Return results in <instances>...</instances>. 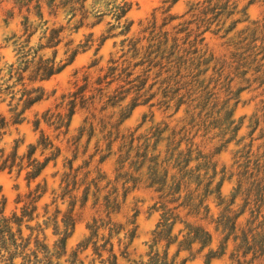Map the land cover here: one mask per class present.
Instances as JSON below:
<instances>
[{
    "label": "trees",
    "instance_id": "16d2710c",
    "mask_svg": "<svg viewBox=\"0 0 264 264\" xmlns=\"http://www.w3.org/2000/svg\"><path fill=\"white\" fill-rule=\"evenodd\" d=\"M6 1L19 6L9 8L7 18H13L18 11L27 13L20 22L21 28H24L32 20V10L22 6L24 0ZM177 1L162 0V5L166 6L164 12L167 13L166 17L163 18L164 23H166V20L175 17L170 13V10ZM110 2L111 0H93L94 10L89 7L88 0H40L35 5V18L44 21L46 30L38 37L35 48L31 49V53L35 58L34 67L24 63L15 75L16 86H20L18 89L20 92L19 99L23 101V104L20 110L11 117V123H9V118L7 119L0 112V135L4 134V129L7 127L21 124L24 120V112L33 104L44 99L46 90L41 84L43 81L59 73L67 64L73 61L78 53L94 46L96 54L107 39L120 35L123 36L120 39L121 53L117 57L111 56L107 61V65L99 68L95 78L86 73L83 75L82 83L78 84L76 82L74 84L75 88L70 92L73 97L78 98L79 103L76 100L69 101L70 107L67 116L62 123L54 128L58 131V135L68 132L71 118L77 110H85L90 99L95 103V97L92 95L91 90L103 91L106 87L105 82L110 81L117 71L126 72L130 62L134 63H132L131 71H127L129 76L135 72H141L142 68L149 69L147 78L139 80L138 83L146 87L153 86L152 75L158 73L156 79L161 81L160 87L163 93L176 91L179 95L180 93L192 92L196 98V108H203L207 101L216 98L212 90H205L207 86L201 89L198 95H194L197 92L193 84L176 79L178 75L180 76L182 67L184 70L187 69L185 55L190 53L186 49L181 50L177 42L168 49L166 46L167 39L162 41V34H153V30L149 32L146 44L142 42L145 38L129 35L132 21L128 19L127 13L131 9L132 3L125 2L122 5H114L116 9L112 13L114 19L120 22L126 20L119 32L116 31V24H110L95 37L92 29L104 22L107 16L105 9H107V4ZM96 5L102 7H96ZM202 9L191 7L193 12L197 11L205 15L206 10ZM108 11L112 10L108 9ZM60 16L65 20L64 23L59 21ZM89 17H92L91 23H89ZM80 29H88L89 31L75 43L71 35L77 33ZM37 31L38 28H33L25 36V41L30 43ZM12 36H15V34H12ZM66 36H70L64 42L66 60L59 67H56L58 45ZM42 37H46V39H42ZM9 38L7 37L5 41ZM202 40L203 38L198 42L195 41L192 46H196ZM232 47L234 50L230 51L229 55L224 54L214 57L211 54L209 59L200 61L201 64L213 61L212 70L217 75L216 80L222 83L228 95L217 111V117L209 122L208 126L211 124L215 126L231 124L234 121L233 112L239 102L240 92L254 83H257L258 86L264 84V45H261L260 40L253 39L251 34L245 35L242 29L238 33V40L232 41ZM50 49L52 55H44ZM180 50L183 51L182 54H180ZM196 52L195 47L191 53ZM0 58H5L4 54L0 53ZM97 63L98 60L95 59L90 66ZM12 67V65H9L10 69ZM29 67H32L31 73L28 72ZM206 71L207 68L198 71L195 76L201 73L204 74ZM186 72L189 74L190 71L186 70ZM9 79H12L11 75ZM233 82H235L234 85H232ZM236 84L238 86H235ZM11 87L12 85L0 86V94L5 93ZM182 89H184L183 92H181ZM66 94H62L61 97L66 98ZM184 98L189 99L187 95ZM230 100H233L231 105ZM182 104L184 103H180L179 107ZM200 112H198L199 115H201ZM41 120L50 125L47 109L43 111L41 118L34 120L35 128L39 127ZM85 128L90 129L89 139L87 140V143H89L97 130L96 121L85 122ZM169 128L171 127L167 123L163 131L157 129L154 135L163 137ZM239 128L240 123L234 129L236 135ZM39 132L36 143L29 145L24 156V160L28 162V166L32 169L25 173L24 178L27 185L34 181L47 164L55 160L60 153V147L54 143V140L45 134L42 129H39ZM78 135L81 138L84 133H78ZM162 142V140L153 139L147 145H144V141L141 140L140 143L143 147L137 151V139L133 136L127 141L128 150L125 153L131 159L125 160L123 167L118 171L113 167L112 173L114 176L112 179L102 167V164L112 155L91 156L82 165L79 164L73 167V160L77 157L76 152L68 160V171L64 172L61 177V183L64 185L60 197L64 198L68 195L71 200L69 208L62 215L63 228L61 230L56 220L57 214L54 217L53 231L57 238L52 247L48 245L44 232L47 221L43 223L35 222L33 225L29 224L35 219L34 213L37 209V201L46 190L44 184L36 183L35 187L25 195L20 213L12 211L10 215L5 214L6 199L0 186V264H62L60 258L67 253L66 241L73 232L76 223L74 208L79 191L81 193L79 198L80 207L86 204L91 195L93 197L92 207L95 208L97 214L93 215L87 223L88 234L70 251L65 261L68 264H85L84 259L87 258V255L81 257L80 254L88 247H91V254L93 255L89 260V264H95L96 260L100 264H120L118 256L130 260V245L136 236V217L139 209L133 208L130 215L124 214L125 220L123 222L117 220L116 215L121 213L128 193L139 187L157 194V200L151 205L150 209L159 211V219L151 233L148 260L146 262L133 260L134 264H176L175 258L181 250H187L191 256V251L197 244H199V247L195 249L197 253L202 252L207 247V251L202 256L204 264H210L212 259L225 254L228 243H232L233 240H238V243L235 250L230 251L229 257L231 261L235 259L236 264H240L238 257H251L254 254L264 257V164H262L259 157L251 159L252 142L247 144L248 148L244 153L237 156L235 161L237 164L236 170L229 175V177L236 175V185L230 194L228 203L224 204V211L215 217L214 223H209L207 219L202 217L211 214L210 200H213V196L219 203H224L220 188L226 174V168L223 167L219 172L216 170L217 162L214 160V155L220 152L228 142L215 145L212 151L214 154L210 157L203 150L196 152L194 147L189 148L186 154L179 159L176 158L177 154L173 152V161H169L168 165L163 167L160 158L155 155L156 151L161 149ZM50 144L56 146V152L51 156L45 155L42 161H35L33 157L36 151L43 149L47 152ZM118 144L119 140L117 139L110 145L111 149L115 150ZM179 146L184 148L183 140L179 141ZM17 147L18 141L15 142L9 157L0 164V171L7 169L8 172H11L15 168ZM192 157L202 161L201 164L196 166L197 172L202 174L205 169L207 171L211 169L213 183L215 184V189L212 191H209L210 185H203V196L199 200L193 195L185 193L184 179L171 180L174 170L173 165L176 170H182L193 163ZM241 159H243L242 162H240ZM97 166L98 170L95 171L94 177L89 179L88 177L92 175ZM86 169L88 171H85ZM16 170L19 174L23 167ZM217 173H221V176L218 180H215ZM237 200L240 203H237ZM19 201H21L20 198L17 202ZM237 204L239 205L238 209L232 211V208ZM58 212L57 208L56 213ZM178 224L182 226L174 233V229ZM209 225H213L215 232H223V236L215 250L208 247L212 242ZM23 226L29 230L27 234L24 233ZM181 229H183L182 236L180 235ZM162 242H164V249L160 253L157 246ZM172 244H176V250L169 257L168 250ZM185 260L186 257L182 258L179 264H183ZM255 262L254 260L253 264Z\"/></svg>",
    "mask_w": 264,
    "mask_h": 264
},
{
    "label": "rangeland",
    "instance_id": "374dc122",
    "mask_svg": "<svg viewBox=\"0 0 264 264\" xmlns=\"http://www.w3.org/2000/svg\"><path fill=\"white\" fill-rule=\"evenodd\" d=\"M6 2L11 4L10 1ZM153 3L154 0H134L131 9L127 13L128 19L132 21L129 35L145 38L142 42L143 44H146V38L149 36V32L153 30V34H162V41H165V39H167L166 46L168 49L175 42H177L181 50L186 49L190 52L185 55V66H188L186 70L190 71L189 74L182 67L180 76L178 75L176 79L178 78L181 79V82H190L191 84H193V87L197 92L194 95H198V93H200V90L205 86H207L205 90H212V92L215 93V99H213L212 101H207L205 103L206 105L203 108H196L197 112L201 111L200 114L207 118L208 124L209 122L213 121L215 117H217V111L221 108L228 95L222 83L216 80L217 75L212 70L213 61L211 60L207 64H201L200 61H202L203 59H209L211 54H213L214 57H219L224 54L229 55V52L234 50V48L232 47V41L238 40V33L243 29L242 24L234 23L222 28L217 27V25L223 24L225 18L228 17L232 12L230 0H192L191 3H189V0H178L170 10V13L175 17L171 20H166V23H164L165 20L162 19V14L160 13V11H157L155 7H153ZM160 3L162 4V0H160ZM191 7H199L200 10L204 7L202 10H206L205 15L197 11L193 12L191 10ZM7 10L8 9H5L3 6H0V35H2L3 31L9 27V25L15 20L16 17L14 16L11 19L7 18ZM145 13H147L151 18V30H149V28L142 27V25H144L145 23ZM59 21L61 23L65 22L62 16L59 17ZM104 22L92 29V31H94L95 37L100 34L101 29H105ZM88 31V29H80L77 33L72 34L71 37L74 38L76 43L81 39V37L83 38V35ZM12 34H15V32H13ZM35 35L36 33L34 34V36ZM38 37L39 36L36 37L37 41ZM69 37L66 36L64 40L58 45L57 57L60 56L61 53H64L66 48L64 46V42ZM6 38L7 37L4 38V41H0V44L6 42ZM121 38H123V36L120 35L107 39L96 54L94 52V46L90 49H87L86 51L78 53L73 61L67 64L59 73L52 76L48 80L43 81L41 84L46 90V96L44 97V99L33 104L29 109H27L23 114L24 120L21 122V124L14 126L24 132L23 140L25 142L33 137H35L37 141L40 134L39 129H42L44 133L49 135L50 138L54 140V143L60 147V153L57 158L50 161L43 169L41 174L29 185H27V182L24 178V169L21 170L19 174L17 173V170L15 168L11 172H8L7 169L0 171V186L1 192L6 199L5 214L7 215H10L12 211L20 213V207L23 205L25 195L28 192L23 191L24 189H33L35 187V184L38 182L41 185L44 184L46 190L37 201V209L34 213L35 219L29 222V224L33 225L35 222L43 223L44 221H47V227L44 229V232L46 235V241L50 247H52L53 242L57 238V235L54 234L53 231L54 217L57 214L56 220L59 229L61 230L63 228L62 215L69 208V202L71 200V197H69L68 195L64 198L60 197L61 189L64 185L63 183H61V177L64 172L68 171V160L73 157L70 156L67 162H64L62 160L65 155V144L62 141L64 136H70L72 134L73 124L76 122L78 114H82L84 110H77L71 118L68 132L66 134L60 133L59 135L58 131L55 130L54 127L46 124L42 120L39 127L35 128L33 123L36 118H32L31 113H40L38 118H41L43 111L46 110L45 106L49 104L54 97H61L62 94H66L73 90L75 88L74 84L76 82L78 84L82 83L84 74L89 73L92 78H95L99 68L105 67L107 65L108 59L111 56L117 57L121 53ZM201 38H203L201 43L196 44V46H192L195 41L198 42ZM195 47L197 49V52L191 53V51H193ZM181 50L180 54L183 53V51ZM48 51L49 50H47L46 53ZM0 53L4 54L5 58L9 54L8 50L3 47H0ZM90 53L91 57L89 55ZM201 55L202 57H200ZM95 59L98 60V63L96 65L90 66V64ZM205 68H207V71L204 74L201 73L195 76V73ZM234 84L235 82L232 83V85ZM235 86H238V84H236ZM17 88L19 89L20 86L17 85ZM183 91L184 89L181 90V92ZM261 93H264V84L258 86L257 83H254L249 88L242 90L239 94V102L235 106L233 112V119L235 120L239 118L240 120V128L238 130L237 136L240 135V132L244 129L245 125H248L250 123V121L253 125L248 132V136L251 137V139H245L246 144L252 142V148L250 152V157L252 160L256 158L254 157V154L258 152L260 144L264 142V131H261L260 128V125L262 123L261 117L256 116L255 113L252 117L248 116L247 114L250 110L256 108L258 104L261 108H264V104H260ZM3 95L4 93L0 94V96ZM240 101H244V103H241ZM232 103L233 100H230V105ZM3 107H5V105H3L2 100H0V108ZM184 107V104L180 105L179 109L176 112V116L167 121L170 127L173 126L176 118L181 115ZM0 112L8 119V116L3 111ZM25 114L29 115L26 116ZM261 116H264V113H261ZM29 120H31L30 123L28 122ZM177 127H179V125H177ZM209 127L214 130L217 126L211 124ZM167 133L168 132L166 131L164 133V136L167 135ZM96 134L97 130L95 131V135L92 136L88 143L89 148H91L92 142L96 138ZM57 137H59V139H57ZM198 138L199 137H197V139ZM83 140L84 135L80 138V141ZM19 143L20 142L18 141V147ZM220 143L221 142L218 143L217 141H212V143L208 145V148H211L213 151V145H219ZM162 144L163 142L160 145L161 147ZM233 146V143L229 141L220 152L214 155V160H216L217 162L216 170L219 172L223 167L226 168V174L220 188L223 197V194L226 190L231 189V194L233 188L236 185V175L229 177L232 172H235L237 166V164L235 163L237 157L235 160H233V153L231 151ZM203 151L207 152V149H203ZM39 152L40 150L38 149L35 155ZM263 154L264 152L260 153V155L264 156ZM87 155L88 154L85 153V156ZM79 161L80 154L77 151V157L73 160V167L79 165ZM242 161L243 159L240 160V162ZM102 167L104 170H106L108 176L112 179L114 176L112 173L114 167L113 156L109 157L102 164ZM13 171H15V176H13ZM208 172L211 173V169H209ZM220 176L221 173H217L215 180H218L216 178H220ZM80 194L81 193L79 191L77 193V201L74 208L76 217L74 230L66 241L67 253L65 256L60 258V262L62 264H68L65 259L68 257L70 251L75 248L76 245L88 234L87 223L90 221L93 215L97 214L95 208L92 207L93 197L91 195L89 196L86 204L83 207H80ZM156 196L157 194L153 193L151 190L142 187L131 190L127 195L121 213L116 215V219L123 222L125 220L123 216L124 214L130 215L133 212V208L139 209V213L136 217L137 232L130 245V260H126L121 256H118V261L120 264H134L132 262L133 260H143L144 262L148 260L149 244L152 238L151 233L159 219V211L150 209L151 205L157 200ZM18 198H20L21 201L17 202ZM236 202L240 203L239 200H237ZM214 207L215 205L212 203L211 199V211ZM57 208L59 210L58 213H56ZM181 226L182 225L180 224L176 225L174 233H176L178 228H180ZM208 228L212 233V241L219 237L220 233L214 231L213 225H209ZM23 229L25 234L29 232V230L24 226ZM179 238H181V236H179ZM220 239L221 237L218 239L216 247L218 246ZM157 248L158 251L162 253L164 249V242L159 244ZM196 248L197 247L194 246V249L191 251V256L187 250H181L175 258L176 264H179L181 262V259L184 257H186V260L183 264H204V258L202 255L207 251H205L207 247L204 248V250L200 253H197L195 251ZM231 248L232 243L229 242L225 254L219 258L212 259L210 264H232V261L229 257ZM175 250L176 244H172L169 247L168 256L170 257L175 252ZM91 252V247H88L80 254L81 257L87 255V258L84 259L85 264H89V260L93 256ZM95 264L100 263L98 262V260H96ZM254 264H257V262H255Z\"/></svg>",
    "mask_w": 264,
    "mask_h": 264
},
{
    "label": "clouds",
    "instance_id": "9594fccd",
    "mask_svg": "<svg viewBox=\"0 0 264 264\" xmlns=\"http://www.w3.org/2000/svg\"><path fill=\"white\" fill-rule=\"evenodd\" d=\"M40 2V0H24L23 7L32 10V20H30L24 28L20 27V22L27 14L25 12H17L15 20L5 29L0 35V41H4L5 37H10L6 42L0 44L8 50V56L6 58H0V86L12 85L3 96H0L3 105L5 107L0 108L9 118V123H11V117L15 115L16 112L22 107L23 101L19 99L20 92L15 83V75L19 72L20 67L24 63L30 64L32 67L35 65V58L31 53V49L35 48L37 44V36H41L46 30V25L44 21L37 20L35 18V5ZM89 7L93 8V0H88ZM125 2L133 3L134 0H111L107 4V16L104 22V27H108L110 24H116V31L119 32L123 23L116 21L113 16V12L116 11L114 5H122ZM192 0H189L191 3ZM232 6V12L228 17L225 18L224 23L217 25L218 28L226 27L229 24L241 23L243 28V33L245 35L251 34L253 39H259L261 45H264V0H230ZM0 6L5 9L19 7L17 5L9 4L6 0H0ZM96 7H102L101 5H96ZM153 7L157 11L162 13V19L166 17L167 13L164 12L165 5L160 3V0H154ZM111 9L112 11H108ZM94 10V8H93ZM92 17H89V23H91ZM145 23L142 27L150 29L152 23L151 18L145 13L144 17ZM33 28H38L36 35L32 37L31 42L25 41V36L33 30ZM103 31V29H101ZM15 32V36L11 34ZM46 39V37H42ZM82 39V37H81ZM43 54V53H42ZM47 56L52 55V50L50 49L46 54ZM91 57V53L89 54ZM66 60V55L61 53L60 56L56 58V67H59ZM132 63L130 62L127 71H131ZM12 65V69L9 68ZM32 67H29L28 72L31 73ZM126 72L117 71L116 75L111 78L110 81H106V87L103 91L97 89H92V95L95 97V103L90 99L85 107L82 114H78L76 122L73 124L72 134L70 136H64L63 143L65 144V155L62 158L64 162H67L70 156H73L78 151L80 154L79 164L91 156H104L112 155L114 158L115 170H119L123 167L125 160H130L125 153L128 150L127 141L133 136L137 139L136 150H140L143 145L140 141H144V145H147L151 140L157 139L162 140L163 144L161 149L157 150L155 155L160 158L161 166L168 165L169 161H173L172 153L177 154L176 158L184 156L189 148L195 149L196 152H201L203 149H207V155L210 157L214 153L208 145L212 141L219 142H229L233 143V148L231 149L233 153V160L236 159L238 155L244 153L248 145L245 139H251L248 136L250 128L253 126L251 121L248 125H245L244 129L237 136L234 129L239 125V118L235 119L231 124H221L213 130L207 124V118L199 115L196 110L195 96L192 92L180 93L177 95L176 91L171 93H163L160 87L161 81L156 79L158 73H153L152 75V85L144 86L138 83L139 80L147 78V72L149 69L142 68L141 72H135L129 76ZM12 79H9V76ZM185 95L189 99H185ZM14 99H10L13 98ZM76 100L79 103L78 98L73 97L71 92L66 94V98L54 97L53 100L47 104L45 107L47 109L48 123L52 127H57L58 124L62 123L67 116L68 109L70 107L69 101ZM244 103V101H240ZM184 103L185 107L183 112L179 117L176 118L175 123L171 128L167 130L168 134L159 137L155 136L154 133L157 129L163 131L164 126L167 121L171 120L176 116V111L179 108V104ZM260 104H264V93H261ZM11 109V111H9ZM255 113L256 116H260L262 123L260 125L261 131H264V108H261L258 104L256 108H253L247 114L252 117ZM28 116L29 114H25ZM40 113H31L32 118H38ZM95 120L97 123V134L95 140L92 142L91 148L87 143L89 139L90 129L85 128V122H91ZM29 123L31 120L28 121ZM179 125V127H177ZM3 135H0V164H2L12 153L14 142L19 141V147L17 149L16 165L15 168L19 169L23 167L25 173L31 171L32 169L28 166V162L24 160V156L28 151L30 144L36 142V138L33 137L28 141H24V132L20 129L12 126L4 129ZM78 133H84V140L80 141V136ZM197 137H199L197 139ZM59 139V137H57ZM119 140V144L115 150L111 149L110 145L115 141ZM184 141V148L179 146V141ZM195 142V143H193ZM103 145V146H102ZM215 147V145H213ZM56 152V146L50 144L47 152L43 149L37 153L33 159L37 162L42 161L45 155L51 156ZM264 152V142L259 146V150L254 157H259L262 164H264V156L260 153ZM85 153L88 155L85 156ZM119 158V159H116ZM193 163L188 165L182 170H176L173 165V172L171 175V180H185V193L193 195L197 200L201 199L203 196L204 188L203 185H210L209 191L215 189V184L213 183V176L207 169L201 174L196 171V166L201 164L202 161L196 157H192ZM98 170V166L93 170L92 175L88 178L91 179L95 175V171ZM85 171H88L87 169ZM185 174L187 178L185 179ZM83 175V173H82ZM13 176H15V171H13ZM199 177V179H197ZM216 179H219L217 177ZM234 187V186H233ZM23 191H30V189H24ZM231 189L226 190L224 195V203H219L215 196H213L212 203L215 205L211 214L203 219H207L209 223L215 222V217L220 215L224 211V204L228 203V197ZM239 205L237 204L232 208V211H236ZM243 219V218H242ZM180 235H183V229H181ZM223 236V232H220L219 237L214 239L209 245V248L215 250L218 239ZM179 243V241H177ZM238 240L232 241V248L230 251L235 250ZM199 247V244L195 245ZM207 249H205L206 251ZM240 264H253L255 260L257 264H264V257H259L258 255H252L251 257H238ZM232 264H236V260L232 261Z\"/></svg>",
    "mask_w": 264,
    "mask_h": 264
}]
</instances>
